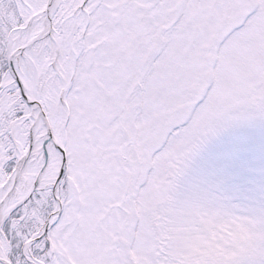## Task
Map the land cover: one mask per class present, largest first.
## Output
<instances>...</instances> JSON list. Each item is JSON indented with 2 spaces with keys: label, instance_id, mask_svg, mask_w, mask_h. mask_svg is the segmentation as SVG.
<instances>
[{
  "label": "snow or ice",
  "instance_id": "1",
  "mask_svg": "<svg viewBox=\"0 0 264 264\" xmlns=\"http://www.w3.org/2000/svg\"><path fill=\"white\" fill-rule=\"evenodd\" d=\"M0 264H264V0H0Z\"/></svg>",
  "mask_w": 264,
  "mask_h": 264
}]
</instances>
